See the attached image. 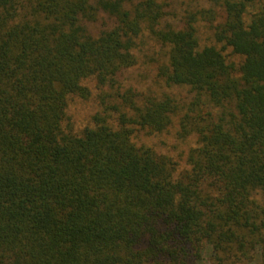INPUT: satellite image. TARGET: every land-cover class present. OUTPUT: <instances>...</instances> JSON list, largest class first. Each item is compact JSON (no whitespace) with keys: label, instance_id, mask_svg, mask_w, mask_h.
Here are the masks:
<instances>
[{"label":"trees","instance_id":"obj_1","mask_svg":"<svg viewBox=\"0 0 264 264\" xmlns=\"http://www.w3.org/2000/svg\"><path fill=\"white\" fill-rule=\"evenodd\" d=\"M206 259L264 264V0H0V264Z\"/></svg>","mask_w":264,"mask_h":264},{"label":"rangeland","instance_id":"obj_2","mask_svg":"<svg viewBox=\"0 0 264 264\" xmlns=\"http://www.w3.org/2000/svg\"><path fill=\"white\" fill-rule=\"evenodd\" d=\"M182 11H183V6H182ZM178 10V12H182ZM183 13V12H182ZM181 13V14H182ZM168 22H174L175 19L172 17H169L167 19ZM177 23V22H176ZM180 23V22H179ZM112 22L110 20H103L100 22L95 23L92 27L91 30L94 33L99 32L103 28H108L111 27ZM142 44V50L141 52V57L142 59L140 60V65L138 68L129 71L126 76L128 78L127 82H124L125 85L132 86L139 91H143L146 93L149 92H154V91H159L161 88L163 89L162 83H158L156 79L153 77L152 72H151V67L148 64V61L151 62L153 59H163V55L158 52V45L155 44L148 36H143L141 40ZM139 52V53H140ZM178 97V95H176ZM180 97H185L182 93ZM97 110V107L92 106L90 103H81V102H73V104L70 107L69 114L74 118V120L77 121L75 125H81V127H85L86 124L89 122L90 117L95 111ZM88 114L87 118L85 117ZM90 116V117H89ZM81 123V124H80ZM80 127V128H81ZM177 126L173 127L169 135H165L163 137L162 141H155L154 144L161 150L164 151L165 153L173 156L175 159L179 158L181 160V157L184 156V154L187 152L189 146L193 145L194 139L189 138V140L182 139V141L176 139L173 135H176ZM185 140V141H184ZM186 153V154H187ZM185 154V156H186ZM204 264H212L209 262L208 259L204 261Z\"/></svg>","mask_w":264,"mask_h":264}]
</instances>
